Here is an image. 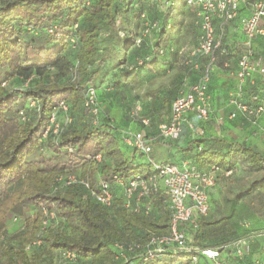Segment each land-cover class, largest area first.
<instances>
[{
    "label": "trees",
    "instance_id": "1",
    "mask_svg": "<svg viewBox=\"0 0 264 264\" xmlns=\"http://www.w3.org/2000/svg\"><path fill=\"white\" fill-rule=\"evenodd\" d=\"M149 1L0 0V264H5L6 260L20 263L18 258H24V262L28 263L29 256L38 259L41 254L45 255L42 259L58 264L57 256L63 249L73 250L83 264H207L210 261L199 252H172L170 249L147 259L140 256L152 235L169 231L170 212L163 191L152 199V210L148 215L126 210L117 187L113 189L114 201L109 207L98 204L79 184L52 191L55 178L62 173H78L87 177L95 187L98 176L111 179L112 174H117L128 178L151 172L149 160L139 162L140 157L133 156L123 159L121 144L124 143L120 132L124 129L107 112L108 101L105 105L100 102V109L94 117L83 106V91L88 84L98 88L99 101L101 96H105L97 81L104 76L106 66L113 65V58L119 52L122 53L119 61H122L123 67H120L116 85L109 89L111 94L125 93L120 84L122 80H129L128 85L134 86L138 84V79L141 80L139 77L143 71H152L160 59L167 55L176 58L182 54L171 40L177 34L180 39L188 37L193 29L186 27L183 21L185 18L194 19V10L186 4V0H175L167 6L160 0L164 13L156 17ZM142 11H146L151 20L159 22L160 30L151 40L137 47L133 35L140 27ZM74 24H77L75 29ZM50 25H55L57 36L47 33ZM120 31H129L132 35L124 39L120 37ZM101 32L106 33L102 48L98 46ZM72 35L77 37L74 48L69 41ZM198 37L195 33L190 38ZM158 47L165 48L163 55L154 53L149 61L137 65L136 59L146 50ZM220 53L228 54L227 50H218L216 66ZM129 56L133 57L132 61H128ZM187 59L185 55V63ZM75 61L78 65L76 78L73 79L71 69ZM194 62L201 63V59L192 57L191 64L186 63L187 69L198 74L192 67ZM225 63L228 66L229 61H222V66ZM52 69L70 80L43 81ZM156 70H159L158 67ZM28 79V85L24 87ZM18 83L21 86L15 87ZM183 84L184 81L177 84L170 99H166L169 109L171 100L180 93ZM261 88H264V82L258 78L253 90ZM161 98H164L162 94ZM28 99L35 100L36 106L28 107ZM61 100L68 105L71 122L58 134L50 133L39 142L51 111ZM136 104L126 110H133ZM20 111H23L24 119ZM76 113L84 124H75ZM141 114L147 116L142 110ZM139 129L144 130V126ZM166 141L171 144L169 142L175 140ZM67 147H71L72 151H67ZM179 152L185 157L162 163L189 160L199 169L214 165L222 172H232L236 162L242 160L248 170L264 171L262 151L243 140L214 133L195 135L185 146L179 147ZM98 153H101L102 159L95 161L92 157ZM263 186L264 176L255 179L245 190L234 191V198L239 199ZM235 199H232L226 214L207 219L212 214L210 207L207 216L197 217L194 223H186L184 228L187 233L195 235V243H189L201 249L218 248L240 239H228L230 235L237 234L229 226L222 233L221 243L206 242L210 238V228L214 227L220 233V226L232 218ZM42 207L55 215L45 229H41L45 218ZM32 213H37L35 219H31ZM114 218L118 219V223L112 221ZM37 238L41 242L26 250L25 246ZM15 239L23 241L17 249L14 247ZM132 240L139 244L140 247L136 248L139 252H127L126 259L116 258L113 244ZM193 254L197 255L196 263L192 262Z\"/></svg>",
    "mask_w": 264,
    "mask_h": 264
},
{
    "label": "built area",
    "instance_id": "2",
    "mask_svg": "<svg viewBox=\"0 0 264 264\" xmlns=\"http://www.w3.org/2000/svg\"><path fill=\"white\" fill-rule=\"evenodd\" d=\"M164 5H170L175 0H161ZM242 0H186V4L194 10V22L199 29L197 43L186 51L188 59L186 63L191 64L192 57H199L201 63L194 62L192 67L198 71L197 79L190 83L184 92L177 94L172 100L167 121L157 125L156 133L150 134L144 130H127L120 132L125 146L132 147L142 154H149L152 149V142L157 139L176 140L180 137L184 128L189 129L195 135H204L203 125H196L187 118L188 113H193L197 119L203 123L210 119L212 106L208 94V83L211 73L216 68L217 51L220 49L224 30L223 26L238 17L239 5ZM88 4V1L86 2ZM250 15L243 17L239 21L241 33L244 35V50L237 60L235 76L238 80L249 79L251 85L256 83L252 78L254 73L259 75V79L264 82V63L261 56L254 53L252 41L258 36H264V0H250ZM140 27L133 35L134 45L140 47L146 40H151L160 30V24L156 20H151L146 11H142L139 16ZM74 29L77 24H74ZM47 33L57 36L55 25H50L46 29ZM121 38L128 39L132 34L129 31H120ZM71 46L74 48L77 43L76 35L69 38ZM148 43V42H147ZM165 48L158 47L146 50L143 55L136 59L137 65H142L149 61L155 53L160 56L165 53ZM75 61L71 69L72 78H76ZM224 66H227L225 63ZM30 79L26 80L24 87L28 85ZM97 87L88 84L83 91V106L88 114L96 116L100 109V101L97 96ZM261 94L264 88L259 91H251L246 101V93L239 88L229 97V103L236 107L239 112L257 131L264 134V124H259L258 119L264 114V103ZM27 106L35 107L37 102L28 99ZM141 105L136 104L130 115L142 126L150 125V119L141 114ZM236 112H231L229 118L236 116ZM68 105L63 101L57 102L56 107L51 111L48 122L40 134L39 142L43 141L48 134H58L65 125L69 124L72 118L69 116ZM20 116L24 119L23 111ZM96 123V120H93ZM254 131L252 135H255ZM248 140V139H247ZM71 152L72 148L67 147ZM89 158V157H88ZM95 161L102 159L101 153L92 157ZM151 172L147 175H133L123 178L117 174H112L111 179L98 176L95 187L87 177L80 176L75 172L59 174L52 185V191L67 188L73 184H79L87 189L91 197L100 205L109 207L114 201V187L121 191L122 204L126 210L133 213L150 214L152 210V199L159 191L166 195V203L170 212L169 231L166 234L152 235L145 245V252H140L144 259L161 255L165 249L172 252L192 251L199 252L206 259L214 264H219L220 256L224 249L234 246V254L241 257L244 254L246 243L243 239L218 248H198L188 241V233L184 228L186 223H194L200 216H207L210 211L209 190L216 184L220 175H229L231 171L222 172L217 166H209L207 169H199L189 160H181L177 163H162L149 159ZM264 165V161L262 162ZM41 212L45 217L42 220L41 229H45L48 221L54 219L53 211L42 207ZM40 239H35L31 244L25 246L26 250L32 245H38ZM140 247L135 241L115 242L113 249L115 257L126 259V253H138ZM192 262L196 263L197 255L193 254ZM58 264H83L77 259L73 250L63 249L57 256Z\"/></svg>",
    "mask_w": 264,
    "mask_h": 264
},
{
    "label": "rangeland",
    "instance_id": "3",
    "mask_svg": "<svg viewBox=\"0 0 264 264\" xmlns=\"http://www.w3.org/2000/svg\"><path fill=\"white\" fill-rule=\"evenodd\" d=\"M150 9L156 17H160L164 11L162 10V4L160 0H150ZM172 18V17H171ZM187 18L184 19V21ZM105 32H101L99 34V41L98 46L100 48L104 45V39ZM193 31H189L188 37L185 39H180L179 34H177L176 38L173 36L172 42L180 44V47H182L183 51H186V45L187 39H190L193 35ZM179 36V37H178ZM176 45V44H175ZM176 48V47H175ZM118 56H114L113 58V65L112 67L116 68L117 66L122 65V61H119L122 57V53H118ZM183 55V54H180ZM178 55L176 58H172L168 56L167 59L163 62L161 59L159 60L158 64L152 71H147L145 75H141L142 80L146 79V84L144 86V89L137 93L136 88L130 92L129 95L126 93L117 92V94H111L109 93V88L111 86L116 85L115 80L118 79L119 73L114 72V70H107L104 73V76L100 77V81L98 83V86L100 87V84H104L103 86L105 89L101 88L103 90L102 95L105 96L100 97V102H102L104 105L106 104V101L109 102V108L107 107L109 114L113 117L114 122L118 124L119 127L122 125L118 123L120 121L119 118L124 119L127 121L130 117V113L132 112V109L126 110L124 106L122 105V101H125L127 103V107H133V102L136 100L137 97L135 95H140L138 97L142 101H146V98L149 94H152L153 98H156L159 104V108L154 109L155 114L159 115L164 113V111L167 108V101L166 99H170V96L172 95L175 85H172L173 80L176 76H178L180 73H185L187 68L185 63V58L183 56ZM108 69V65L106 66ZM156 67H158V71L156 70ZM105 69V68H104ZM103 69V70H104ZM121 68H119V71ZM189 75V73H188ZM191 76V75H189ZM68 77V76H67ZM193 78V77H192ZM46 82H62L70 80L68 77L66 79V75H60V73L56 69L50 70L45 77L42 79ZM191 80V79H190ZM183 81V80H182ZM189 83V79L187 81ZM181 83V82H179ZM180 85V84H179ZM189 85V84H188ZM21 84L18 83V86L20 87ZM171 86V88H170ZM178 87V86H177ZM164 88L167 89L166 91H162V95L164 98H161L160 95H158V92H160V89ZM98 93V89H97ZM106 93V94H105ZM105 97V98H104ZM103 105V106H104ZM216 117L212 118L209 123V133H214L217 136L234 139V140H243V138L249 133L250 129V123L241 116H236L233 118H229L228 113L225 109H220ZM126 114V116H125ZM77 121L76 125H82L84 124L83 120L80 118L79 113H76ZM221 117V118H219ZM219 118V119H218ZM123 121V123L125 122ZM136 121V120H134ZM138 122V121H137ZM127 130H133L132 128H123ZM168 142V141H166ZM173 144L174 142H169ZM249 141L247 144H250ZM254 145L258 150L262 151L264 153V139H260L259 141L251 144ZM121 154L123 159H129L133 156V158L140 157V152L135 151L132 147H127L124 144H121ZM154 152V151H153ZM147 158L148 154H143ZM163 158H168L170 161H172V157L170 155H165ZM153 159V158H152ZM155 161V159H153ZM157 160V159H156ZM264 176V171H250L247 169L245 164L242 160H239L235 164V168L229 175H220L217 180V186L216 188H212V192L210 193V203L212 208V214L208 216L207 219H213L215 217H219L222 214H226L230 209V204L232 199L234 198V191H242L245 190L251 182H253L255 179H258L259 177ZM236 208L235 213L227 220L224 224L220 226L221 232H216V228H210V238L208 239V243H221L223 241L222 239V233L225 229H227L229 226L234 228L237 231L236 235H230L228 239L233 240L236 238L243 239L245 243L251 248L257 247L260 249V257L259 261H262L263 257V251H264V186L261 188H256L252 192L248 194H244L243 196L239 197V199H235ZM242 214V215H241ZM244 215V216H243ZM37 216V213H32L30 215L31 219H35ZM243 216V217H241ZM113 222L118 223V219H112ZM194 236L192 233H189L187 238L188 241L194 242ZM15 239L14 240V247L17 249L18 246L21 247L22 240ZM195 243V242H194ZM193 243V244H194ZM17 246V247H16ZM42 256H38L37 258H34L32 255L29 256V262L25 263L24 258H18L20 263L17 261H9L6 260L5 264H51L50 261H46L45 259H42L45 257L44 254H41ZM222 257V253L220 256V259ZM28 258V257H27ZM37 259V260H36ZM242 260L241 258H236ZM264 260V258H263ZM243 261V260H242ZM211 262V261H209ZM213 263V262H211ZM236 262L234 261V264ZM243 262H240V264ZM246 263V262H245Z\"/></svg>",
    "mask_w": 264,
    "mask_h": 264
},
{
    "label": "crops",
    "instance_id": "4",
    "mask_svg": "<svg viewBox=\"0 0 264 264\" xmlns=\"http://www.w3.org/2000/svg\"><path fill=\"white\" fill-rule=\"evenodd\" d=\"M249 1L250 0H242L240 2V5H239L238 17L235 20H233V21H231V22H229L223 26L224 35H223L222 43H221L219 50H221V51L227 50L228 54L221 55V53H220V55L218 57V65L216 66L213 73L211 74V77H210V80L208 83V94L210 96V103L212 106V113H211L210 119L208 121L201 123L193 113L187 114V118L189 120H191L192 122H194L196 125H201V124L203 125L206 135L209 134V128L208 127L210 125L208 122L212 118H217L216 115L218 113H220V112H218L220 109H225L226 112H229L228 115L231 112H236L235 111L236 107L233 104L229 103L230 95L232 93H234L237 89L241 88L246 93V101H248L249 100L248 94L251 93V91H253V88L255 87V85L257 83V79L259 78V75L257 73H254L252 75V78L255 79L256 83L254 85H251L248 78L245 79L244 81H240L235 76V70L237 68L238 57H239L240 53L245 48V46L243 44L244 43V35L240 31L239 21L241 18L247 17L250 15V6L248 3ZM193 20L194 19H186L185 21H183V23H184V25H186V27H192V29H193L192 31H194V34L197 33L199 35V29H198L197 25L195 24V22H193ZM197 41H198V38L187 39V42L185 43V45L188 48H186V51L190 47L194 46L197 43ZM173 44L174 45L176 44L175 46L180 48L179 50H180V52H182L183 55H180V54L179 55L183 56L185 58L186 51L182 50V47H180V44L179 45H178V43H173ZM252 49H253L255 54L263 57L262 59H263V63H264V36H258L252 41ZM167 57H168V55L165 56V58H163L161 60L164 62L167 59ZM132 58H133L132 56H129L128 61H132ZM224 60L229 61L228 66H222L221 63ZM125 62H127V60ZM124 65H125V63H124ZM120 67L122 68L123 65L117 66L116 68L109 66L107 70H114V72L119 73ZM184 68H187V65ZM188 71L189 70L187 69L185 73H183V74L180 73L178 76H176L175 79L173 80L171 86H174V85L176 86L177 84H180L179 82H181L183 80L184 84L181 86L180 92H184L187 89L188 84H190L191 82L196 80L197 76H198V74L195 71H191V72H188ZM145 73H146V71L144 70L143 74L145 75ZM188 73L191 76H189ZM139 78H141V80L138 79V84H136L134 86L128 85V84H130L129 80H122V82H120V84L123 85V90L127 95H129L130 92H132L135 88H136L137 93L144 89V86L146 84V79L142 80V77H139ZM188 79H189V83L187 82ZM103 85L104 84H100V87L105 89V87H104L105 85L104 86ZM171 86H170V88H171ZM166 90L167 89L161 88L160 92H158V95L161 96L162 91H166ZM135 97H137V98H136V100H134L133 103L136 102L137 104H140L142 107L143 113L147 114L146 117H148L151 120V124L149 126L144 127V130L146 132H149L150 134L156 133L157 125L159 123L167 121V119L169 117V106H167L164 113L157 115V114H155L156 111L154 112V109L159 108V104H158L157 99L153 98L152 94L148 95V97L146 98V101L140 100L138 98V97H140V95H138V94L135 95ZM261 98H262V102H264V94H261ZM122 105L124 106L125 109L127 108V103L125 101H122ZM125 116H126V114H125ZM236 116L243 117L239 112H236ZM219 118H221V117H219ZM119 119H120V121H118V123L122 125L121 126L122 129L123 128H132L133 130H137V129H139V127L142 128V125L139 122L134 121L131 118L127 117V121H125L124 119H121V118H119ZM123 121H125V122L123 123ZM258 123L264 124V114L258 119ZM254 131H257V128L254 127L253 125H251V123H250L249 133L243 138V141L245 143H248L250 141L251 142L250 145H251V144L259 141L262 138L264 139V134H262L259 131H257V133L255 135H252V133ZM193 137H195L193 132L184 128L180 137L177 140L173 141L174 144H168V142H166V140L157 139V140L152 142V149H151V152L148 154L147 158L145 157V155L141 154V156L139 158V162L140 161L147 162L150 158L151 159L153 158V159H155V161H160V162L166 161V160H169L168 158H163L166 154L170 155L173 160H177L179 158L180 159L184 158L185 156H183L179 152V147L185 146L187 141H189ZM216 186H217V181H216V184L212 188L215 189ZM211 189L209 190V197H210V193L212 192ZM245 246H246V248L244 250V254L241 257L235 256V254H234V248L235 247L234 246H229L226 249H224L222 251V257L220 259L219 264H234V261L236 262L235 264H240V262H243L241 264H264V260H263L264 251H263L262 261H259L260 249L257 247H254V246L253 247L251 246V248H250L247 245V243ZM236 258H241L243 261L242 260L240 261V259H236ZM202 260L205 261V259H203V258H202ZM207 264H214V263L207 262Z\"/></svg>",
    "mask_w": 264,
    "mask_h": 264
}]
</instances>
